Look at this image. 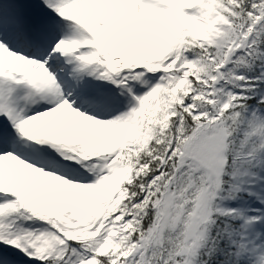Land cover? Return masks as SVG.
<instances>
[{
	"label": "snow or ice",
	"instance_id": "obj_1",
	"mask_svg": "<svg viewBox=\"0 0 264 264\" xmlns=\"http://www.w3.org/2000/svg\"><path fill=\"white\" fill-rule=\"evenodd\" d=\"M0 264H264V0H0Z\"/></svg>",
	"mask_w": 264,
	"mask_h": 264
}]
</instances>
